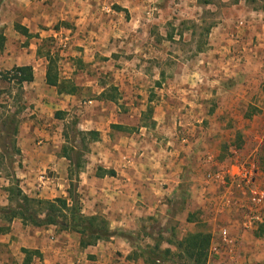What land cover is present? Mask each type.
<instances>
[{"label":"rangeland","instance_id":"obj_1","mask_svg":"<svg viewBox=\"0 0 264 264\" xmlns=\"http://www.w3.org/2000/svg\"><path fill=\"white\" fill-rule=\"evenodd\" d=\"M131 1L4 0L0 4V34L5 38L0 54L8 51V54H14L18 58L22 56L27 60V55L35 51L37 58L47 62L50 76L56 79L61 88L65 87L62 83L66 82H69L70 88L75 87L73 94L69 95L77 101L73 110L63 114L61 119L50 125V134L53 130L56 136L52 138L51 134L50 137H39L42 142L40 145L47 144L51 154H60L63 145L74 147L75 150L71 153L73 162L81 155V161L85 163L93 149H97V153H113V162L123 161V157L131 159L134 156L131 151L132 139L136 137L140 125L136 119H132V110L137 108L141 111L143 121L140 122L143 124L140 126L145 123L144 126L154 128L157 122L150 119L157 114L158 103L168 99L171 110L164 116H168L164 126L165 130L171 133L161 134L160 137L166 140L167 144L163 143L169 150L176 151L178 159L187 157L193 166L196 163L202 165L204 158L208 164L245 162L252 159L264 172V99H252L250 102L241 99L237 105H232V99H217L219 95L212 97L211 91L215 86L210 83L211 78L215 76H212L208 69L197 74H202V83L196 78L201 58L199 54L214 48L212 43L215 42L212 39L215 31H227L235 26H238L239 30L248 31L245 21L249 12L247 8H229V4L236 0H142V7L136 11L144 14V19L150 20L144 24H136L133 20L129 21L128 10L120 6L128 5ZM250 6L255 11L264 12V0H252ZM230 15L235 18L229 19ZM240 17L241 20L235 24V19ZM75 19H81L79 24ZM23 20L29 25L33 24L36 32H28L25 35L21 28L17 30L16 26L25 28L27 25L22 24ZM239 22L244 24L240 25ZM235 30L237 31V28ZM255 31L260 33V24L255 25ZM13 68L0 69V146L7 150V154L0 151V173L7 176L12 171L9 172L6 166V158L12 154L18 143L17 133L25 119L19 113L24 107L23 101L26 103L27 99H35L33 93L41 90L34 86L33 93H30L29 84L5 80V77L11 75ZM44 90L46 92L47 87L44 86ZM58 90L59 88H55V91ZM200 97L205 99L206 104L203 113L210 116L203 124L210 127L211 123V130L217 132V152L198 153L190 160L191 153L183 148L188 145V139L183 132L200 124L193 120L189 124L183 122V99ZM103 99L113 100L101 104ZM147 99L151 103H147ZM185 107L189 108L187 105ZM233 108L237 109L239 119L230 116L233 114ZM101 113H107L108 116L97 120L96 117ZM91 118H95L101 127H107L117 120L124 123L127 130L115 131L109 127V132L102 136L103 140L98 139L93 143L86 140L87 145L83 149L77 134L86 132L85 129L89 128L79 125L83 123L82 120ZM64 133L67 134L68 140L63 136ZM156 133H160L159 130H156ZM37 142V139L31 141L34 144ZM69 169L64 160L52 167L40 168L41 176L46 178L49 185L47 194L51 197L50 201H55L66 216L72 213L71 198L76 199L80 205L82 197L78 191L77 177L81 171L75 173L73 168L70 169L71 172ZM188 170L191 172V167ZM57 171H61L60 176ZM195 172L193 170L192 174ZM180 178V192L171 203V215L153 228H150L151 221H143L137 233L124 234L129 236L132 244H142L144 247L161 246L163 241L175 245L194 233L208 235L209 247L205 264H213L212 260L218 253L212 248L211 241L221 228L222 218L225 219L227 215L236 212L237 218L243 221L248 212V201L238 195L240 201L233 200L225 206L218 205V201L215 204L211 202L214 208L205 204L203 208L207 214L211 216V213H214V216L206 218L204 222L205 218L194 216L195 213L201 212L202 207L198 208L196 201L187 194V175L182 172ZM38 193L35 185L32 194L28 196L40 198L36 196ZM1 202H4L3 198ZM187 222H194L195 225L205 223L203 228L205 225H208V228L215 226V235L194 230V225L184 231ZM261 227H264V207L261 209L260 221L250 229V237L260 241L261 248L264 249V233L260 231ZM243 238L253 240L247 239V235ZM172 244L171 259L174 264H194L184 255V249H176Z\"/></svg>","mask_w":264,"mask_h":264},{"label":"crops","instance_id":"obj_2","mask_svg":"<svg viewBox=\"0 0 264 264\" xmlns=\"http://www.w3.org/2000/svg\"><path fill=\"white\" fill-rule=\"evenodd\" d=\"M140 1L142 0H132L128 5H120L122 9L128 10L129 21L133 20L136 24H144L145 21L150 20L149 18L144 19V14L136 11L143 5L140 4ZM251 1L236 0L229 4L231 9L247 8L249 12L245 21L248 31L239 30L238 26H235L237 31L235 28L227 31H215L214 37L213 34L210 35L215 42L212 43L214 48L199 54L201 58L196 71L197 81L199 83L204 81L202 74H197L204 73L208 69L212 76H215V78H211L210 83L211 86H215L214 90L211 91L212 97L215 98L219 95L220 97L217 99H232V105H237L241 99L249 102L252 99H264V33L262 30L260 33L255 31V25L258 23L259 26L258 15L264 12L255 11L250 6ZM231 17L233 16L230 15L229 19ZM239 20L241 17L235 19V24ZM75 21L79 24L81 19H75ZM22 24L26 25L27 21L23 20ZM25 28L29 30V33L36 32L31 23L30 25L27 24ZM25 66L32 68L33 80L24 82V84L30 85V93H33L34 86L41 88V90L33 93L35 99H27L26 103L23 101L24 107L19 112L20 116L25 117V119L21 124V130L17 133L18 143L12 150L10 158H6V166L12 173L10 172L8 176L0 173V200L2 198L4 200L0 203V207L8 206L5 188L10 185L12 177L18 180L20 189L26 195H31L32 189L37 185L39 193L36 196L43 200H50L51 197L47 194L49 185H47L46 178L41 176L40 168L52 167L56 163L60 164L62 160L66 161L68 168L71 167V163L59 154H51L47 144L41 146L40 143L42 142L39 141V137H48L51 134L52 138L55 137L56 134L53 130H51V134L48 130L50 125L59 119L55 117V114L57 112L66 114L72 111L77 101L69 95H59L54 87L45 84L47 62L37 58L35 51L27 55V60L22 56L18 58L14 54H8V51L0 54V69L10 70L12 67ZM44 86L47 87L46 92ZM204 100L201 97L199 99H183L185 105L189 106L188 108L183 105V122L189 124L193 120V122L200 124L195 127L192 126L194 129H186L183 132L188 139V145L183 146V148L186 152L191 153L190 160L195 154L216 151L217 132L211 130L213 126L211 123L210 127H205L203 124L204 120L210 117L202 111L206 105ZM101 101L103 104L109 100L103 99ZM147 103H151V101L147 99ZM158 105L157 114L150 119L157 122L154 128L144 126L145 123L140 126L143 124L140 122L143 121V115L137 108L132 110V119H136L140 125L139 131L135 134L136 137L132 139L133 149L131 151L134 156L131 159L125 157L126 160L123 157V161L113 162V153L105 154V151L97 153L95 152L97 149H93L88 154L89 158L83 163V170L78 176V191L82 194L80 199L81 213L85 216L98 217L107 221L111 232L137 233L141 222L151 221L152 226L150 228H153L165 217L171 215V203L180 192L182 172L187 175L185 182L189 187L188 196L196 201L198 208L202 207L201 212L195 213L194 216L205 218V222L206 218L214 216V213H211V216L207 214L203 208L205 204L211 205L212 208L215 206L211 202L215 204L218 201V205L222 206L226 204L223 199L229 195L228 192L217 190L215 186L214 188L206 187L202 182V177L208 169L215 171L233 162L208 164L204 158L201 162L202 165L196 163L193 166L187 157H184L183 160L178 159L176 151L169 150L166 140L160 137L161 134L171 133V131H166L164 126L168 117L164 118V116L168 115L171 110L168 99L161 100ZM231 112L233 114L230 116L234 119L240 118L237 115V109L233 108ZM105 116L108 114L101 113L96 119H101V117L103 119ZM116 117L120 116L116 115ZM96 119L82 120L83 123L79 126L88 127L89 129H85L86 132H98L100 140H103L102 136L109 132L108 128L111 125L125 126L124 123L115 120L107 127L105 125L101 127ZM156 130H159L160 133L157 134ZM34 139L38 141L36 144L31 143ZM124 149L125 147L122 151ZM0 151L5 152L7 150L0 146ZM186 165L188 167H185ZM190 167L192 170L188 172ZM98 168L111 170L114 174L112 176L105 174L97 176ZM193 170L196 171L194 174H192ZM60 172L57 171L59 176ZM2 194L3 196H1ZM232 200L240 201L238 196H234ZM220 208L221 206L218 209ZM187 215L192 216L188 213ZM242 222L237 218L236 212L227 215L225 219L222 218L220 227H227L230 230L232 240V243L226 246L221 244L218 236L219 230L215 235V226L208 228L209 226L205 225L206 227L203 228V224H205L203 222V224L197 225L194 222H187L184 231L194 225L192 227L194 230L206 231L210 232L212 236L215 235L211 241V246L218 253V256L212 260L213 264H264V249L261 248L260 241L250 237L251 230L244 229ZM0 228L5 229L0 233V249L4 251L0 250V264H23L26 258L23 251L34 253L29 264H152L145 261L140 256L139 250H136L144 247L142 244L137 245L138 248H134L129 241L119 236H113L107 240H98L93 244L80 247L79 234L59 231L55 226L37 228L31 225H23L17 219L7 222L0 218ZM245 235H247V239L254 241L244 239ZM160 247L170 249L173 252L171 244L166 241H163Z\"/></svg>","mask_w":264,"mask_h":264},{"label":"trees","instance_id":"obj_3","mask_svg":"<svg viewBox=\"0 0 264 264\" xmlns=\"http://www.w3.org/2000/svg\"><path fill=\"white\" fill-rule=\"evenodd\" d=\"M2 1L3 0H0V4ZM19 28L23 30V34H28V31L25 28L16 26L17 30ZM4 41V36L0 34V53L2 51ZM5 80L16 82L17 84L31 82L33 80L32 68L29 66L14 67L11 71V75L9 74V76L5 77ZM45 84L50 87L59 88L57 93L66 95H72L75 88H70L71 85H69V82L62 83L65 87L61 88L56 79L50 76V68L46 69ZM104 100L112 101L113 99ZM62 115L63 113L57 112L55 117L61 119ZM110 129L115 131H126L127 127L122 125H111ZM77 135L80 139L81 146L84 147L83 149L86 148V140L93 143L99 139V133L96 131L79 132ZM63 136L66 140H68L66 133H64ZM74 150V147L63 145L59 156L68 160L71 163L70 169L73 168L75 173H79L83 166L81 161L82 157L81 155H78L76 162H73L71 153ZM4 153L7 154L6 151ZM7 158H10V155H8ZM70 169L69 172H71ZM104 174L112 176L114 173L111 170L98 168L97 176ZM5 192L7 194L8 206L0 207V218L4 221L11 222L17 219L20 220L23 225H31L37 228L55 226L59 228V231L74 232L80 236V247L93 244L98 240H107L113 236H119L129 241L134 248H138L137 245L135 246V244H132L129 236L125 235L124 232H111L108 228V223L98 217H87L83 215L81 213L80 205L76 199L71 198L72 213L71 215L66 216L64 215L63 210L55 204V201L43 200L26 195L20 189L18 180L14 177L10 179V185L5 188ZM4 230V228H0V233ZM260 231L264 233V227H261ZM166 242L172 244L168 241ZM173 246L179 250L184 249V255H186L187 259L192 261L194 264H205L207 250L209 247V236L202 233L189 234L182 241ZM136 250H139L140 256L148 263L174 264L171 259L172 252L170 249H162L160 246L155 245L153 247L147 246ZM23 252L26 254L23 264H29L34 253L28 251Z\"/></svg>","mask_w":264,"mask_h":264},{"label":"built area","instance_id":"obj_4","mask_svg":"<svg viewBox=\"0 0 264 264\" xmlns=\"http://www.w3.org/2000/svg\"><path fill=\"white\" fill-rule=\"evenodd\" d=\"M258 19L260 29L264 33V13L258 15ZM239 24L244 23L239 22ZM202 182L206 187L215 186L217 190L228 192L229 195L223 199L226 204L238 195L248 201V212L242 222L244 229H251L260 221L261 209L264 207V172L254 160L233 162L215 171L208 169L202 177ZM218 236L222 245L232 243L230 230L227 227H221Z\"/></svg>","mask_w":264,"mask_h":264}]
</instances>
